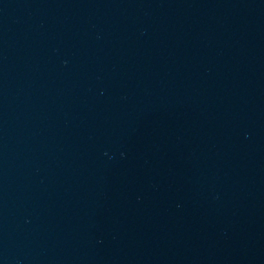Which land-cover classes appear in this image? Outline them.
I'll return each instance as SVG.
<instances>
[{
    "label": "water",
    "instance_id": "water-1",
    "mask_svg": "<svg viewBox=\"0 0 264 264\" xmlns=\"http://www.w3.org/2000/svg\"><path fill=\"white\" fill-rule=\"evenodd\" d=\"M0 264H264V0H0Z\"/></svg>",
    "mask_w": 264,
    "mask_h": 264
}]
</instances>
